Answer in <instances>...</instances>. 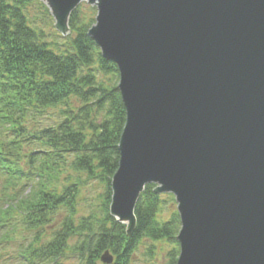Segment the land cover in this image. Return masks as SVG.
Returning a JSON list of instances; mask_svg holds the SVG:
<instances>
[{"label": "water", "instance_id": "95a60500", "mask_svg": "<svg viewBox=\"0 0 264 264\" xmlns=\"http://www.w3.org/2000/svg\"><path fill=\"white\" fill-rule=\"evenodd\" d=\"M41 1L62 36L96 8L87 35L125 112L108 204L125 234L154 184L174 195L176 264H264V0Z\"/></svg>", "mask_w": 264, "mask_h": 264}, {"label": "trees", "instance_id": "16d2710c", "mask_svg": "<svg viewBox=\"0 0 264 264\" xmlns=\"http://www.w3.org/2000/svg\"><path fill=\"white\" fill-rule=\"evenodd\" d=\"M95 14L80 3L69 33L59 36L40 0H0V248L20 238L18 264H105L104 250L110 264H130L149 242V256L168 244L162 264H176L172 194L146 184L129 236L108 213L125 112L117 67L87 35ZM35 119L42 120L28 126ZM93 181L103 187L98 211L79 215L83 188Z\"/></svg>", "mask_w": 264, "mask_h": 264}, {"label": "rangeland", "instance_id": "374dc122", "mask_svg": "<svg viewBox=\"0 0 264 264\" xmlns=\"http://www.w3.org/2000/svg\"><path fill=\"white\" fill-rule=\"evenodd\" d=\"M94 7V6H93ZM95 8V7H94ZM52 20V19H51ZM53 23V20H52ZM52 29L54 30L53 26ZM56 32V31H55ZM59 36H61L58 32H56ZM57 38V37H55ZM38 118V117H37ZM38 120L42 119H35L28 122V126L38 125ZM42 123L47 124V122L43 119ZM103 194V187L97 181L90 182L86 187L83 188L81 194V203L79 205V215H86L90 210L98 211L97 206L100 204L99 196ZM173 209H175V204L173 205ZM61 215L63 213H60ZM167 216V213H164V217ZM21 242L19 238L18 241L11 242L8 241L1 245L0 248V264H18L16 258L14 257L13 253L17 248V243ZM145 244L141 243L136 251L134 252L130 264H162L166 261V252L169 249L168 244H162V249L158 250L154 256H149L146 253L147 246L149 242H144ZM160 247V246H159ZM13 258H11L12 256ZM62 264H76V260L69 258V259H62Z\"/></svg>", "mask_w": 264, "mask_h": 264}]
</instances>
